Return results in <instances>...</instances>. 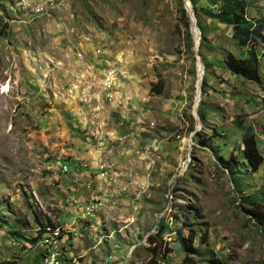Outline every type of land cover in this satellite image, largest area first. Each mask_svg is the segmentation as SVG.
<instances>
[{"label":"rangeland","instance_id":"1","mask_svg":"<svg viewBox=\"0 0 264 264\" xmlns=\"http://www.w3.org/2000/svg\"><path fill=\"white\" fill-rule=\"evenodd\" d=\"M193 1L198 49L184 0H0V264H191L179 230L194 264H264V163L238 125L264 158V45L249 70L203 14L224 0Z\"/></svg>","mask_w":264,"mask_h":264},{"label":"trees","instance_id":"2","mask_svg":"<svg viewBox=\"0 0 264 264\" xmlns=\"http://www.w3.org/2000/svg\"><path fill=\"white\" fill-rule=\"evenodd\" d=\"M193 10L195 11V2L190 0ZM247 3L245 0H224L223 5L217 11L213 13L210 10H204L203 14L210 19L216 20L217 23L224 26H232L234 29L235 38L238 40L239 45L242 48H249L250 58L245 62V67L251 71H255L257 67V45L262 43L264 45V37L262 36V25L255 26L248 23L245 20H235L237 14L246 9ZM184 18L187 21V27H189L188 14L185 10L182 11ZM199 26V25H198ZM199 29L201 30L200 26ZM202 32V31H201ZM202 45L200 46V48ZM264 86V85H263ZM206 88L205 86L202 87ZM239 128L242 134V144H243V154L245 157V162L243 163L251 173H257L259 168L264 163V158L259 151V144L256 139L255 129L252 125H246L244 120H239ZM164 232L161 231L159 237H162ZM178 251L184 253L187 258H190L191 264H194V258L204 259L203 253L194 248V236L191 234L187 239L182 237V231H178ZM37 240L30 241L33 245L36 244ZM172 253V250H164L162 255L163 260L167 258L168 255ZM157 255L159 252L155 250L153 253V258L146 264H159Z\"/></svg>","mask_w":264,"mask_h":264},{"label":"built area","instance_id":"3","mask_svg":"<svg viewBox=\"0 0 264 264\" xmlns=\"http://www.w3.org/2000/svg\"><path fill=\"white\" fill-rule=\"evenodd\" d=\"M114 72L110 76L105 77V84H109V94H107L106 98H108V96L113 95V87L115 83H117V80H114ZM63 170H66V168H64ZM38 264H60V263L58 261L57 255H54L53 251H48V253H46L43 256V258Z\"/></svg>","mask_w":264,"mask_h":264},{"label":"water","instance_id":"4","mask_svg":"<svg viewBox=\"0 0 264 264\" xmlns=\"http://www.w3.org/2000/svg\"><path fill=\"white\" fill-rule=\"evenodd\" d=\"M184 4H185V10H186V12H187V14H188V16H189V18H190V21H191L190 24H192L193 32L195 33V31L198 30V28H197V26H196V21H195V19H194L193 12L191 11V7H190V2H189V0H184ZM198 47H199V45H198ZM198 47L195 46L196 49H198ZM199 60H200V59H199ZM200 66H202V64H200ZM202 67H203V66H202ZM199 83H200V82H199ZM198 89H200V88L198 87ZM198 91H200V90H198ZM199 97H200V93H199V95H198V98H199Z\"/></svg>","mask_w":264,"mask_h":264},{"label":"bare ground","instance_id":"5","mask_svg":"<svg viewBox=\"0 0 264 264\" xmlns=\"http://www.w3.org/2000/svg\"><path fill=\"white\" fill-rule=\"evenodd\" d=\"M195 33H196V42H195V46L196 47H198V45H199V32H198V30H196L195 31ZM199 68V71H198V82H200L202 79H203V76H204V68L202 67V66H199L198 67ZM199 87V86H198ZM8 87L7 88H5L4 90L5 91H8ZM4 91V92H5ZM199 101V98L197 97V102ZM200 102V101H199ZM54 255H57V257H58V254L57 253H54Z\"/></svg>","mask_w":264,"mask_h":264}]
</instances>
